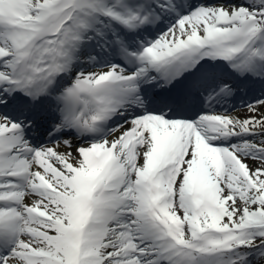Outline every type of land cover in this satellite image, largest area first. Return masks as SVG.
<instances>
[{
    "label": "snow or ice",
    "instance_id": "6c2138e0",
    "mask_svg": "<svg viewBox=\"0 0 264 264\" xmlns=\"http://www.w3.org/2000/svg\"><path fill=\"white\" fill-rule=\"evenodd\" d=\"M0 264H264V0H0Z\"/></svg>",
    "mask_w": 264,
    "mask_h": 264
}]
</instances>
